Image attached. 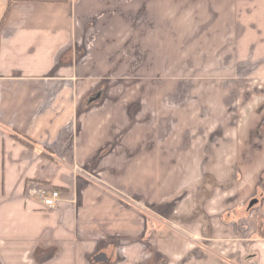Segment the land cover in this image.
Listing matches in <instances>:
<instances>
[{
	"label": "crops",
	"instance_id": "0c3cea01",
	"mask_svg": "<svg viewBox=\"0 0 264 264\" xmlns=\"http://www.w3.org/2000/svg\"><path fill=\"white\" fill-rule=\"evenodd\" d=\"M251 2L262 16L264 0H0V264H155L158 256L169 264L168 222L153 209L182 196L171 222L191 227L194 240L202 226L216 236L217 217L196 208L199 178L170 191L167 175L155 186L152 121L139 127L137 96L121 95L138 86L110 81L155 73L147 62L137 70L138 35L149 34V49L154 17L171 9L231 12L225 25L257 30L264 58V20L246 19ZM257 139L245 150L252 163L264 157ZM167 158L160 168L169 173L175 160ZM214 188L206 196L217 201ZM43 189L60 192L57 207L38 200ZM260 241L242 244V262L264 264Z\"/></svg>",
	"mask_w": 264,
	"mask_h": 264
},
{
	"label": "rangeland",
	"instance_id": "374dc122",
	"mask_svg": "<svg viewBox=\"0 0 264 264\" xmlns=\"http://www.w3.org/2000/svg\"><path fill=\"white\" fill-rule=\"evenodd\" d=\"M254 3L251 2L246 17L251 24L261 16ZM157 15L151 33L155 42L150 50L144 46L149 34L139 31L138 35L139 39L142 37L138 53L143 58H139L137 70H146L147 62L149 66L153 64L155 73L148 78L122 75L110 82L138 86L137 92L121 95L126 100L137 96L139 127L144 126L145 117L152 121L148 126L153 127L154 134L155 186L158 178L166 179L167 175L170 191L178 182L192 183L199 178L202 193L195 195L201 196L196 208L201 209L203 216L212 211L217 217L216 236L208 232V226L201 225L194 240L191 227H179L170 218L186 197L155 205V219L168 222L169 226V264H178L184 258L185 264H248L240 258L242 244H261L264 239V210H257V202L263 196L264 157L252 163L245 151L249 144L252 148L259 142L258 137L264 138V58L258 57L263 53L258 49L263 39L253 28L243 35L242 29L226 26L225 23L232 25L231 12L227 11L171 9L169 17L161 12ZM261 17L264 20V13ZM162 19L169 20L167 25L162 26ZM260 142L264 143V139ZM162 150V158L170 156L175 160L169 173L160 168ZM198 162L202 163V171ZM184 166L190 170L185 171ZM210 187L217 192V201L206 196ZM227 197L235 203L225 208L221 206L222 199ZM190 251H194L193 255ZM162 261L158 256L155 264Z\"/></svg>",
	"mask_w": 264,
	"mask_h": 264
},
{
	"label": "built area",
	"instance_id": "2783aa9c",
	"mask_svg": "<svg viewBox=\"0 0 264 264\" xmlns=\"http://www.w3.org/2000/svg\"><path fill=\"white\" fill-rule=\"evenodd\" d=\"M38 200L46 209H53L58 206L61 195L54 189H43L36 193Z\"/></svg>",
	"mask_w": 264,
	"mask_h": 264
}]
</instances>
